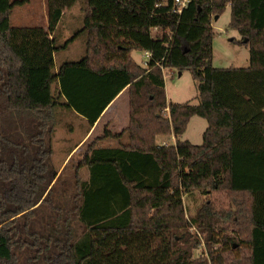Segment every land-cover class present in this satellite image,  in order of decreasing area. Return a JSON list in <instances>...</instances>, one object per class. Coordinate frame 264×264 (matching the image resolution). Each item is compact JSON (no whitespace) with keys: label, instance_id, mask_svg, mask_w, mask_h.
<instances>
[{"label":"trees","instance_id":"1","mask_svg":"<svg viewBox=\"0 0 264 264\" xmlns=\"http://www.w3.org/2000/svg\"><path fill=\"white\" fill-rule=\"evenodd\" d=\"M27 1L0 0V264H264V0H190L181 13L174 0H81L83 26L62 43L53 33L79 0H48L47 29L11 23ZM228 4L248 66L212 63ZM82 33L85 54L56 70ZM135 50L152 52L147 66ZM163 68L189 69L199 102H168ZM126 87L128 125L87 146L68 206L46 212L57 108L93 125ZM194 115L208 121L202 144L182 138ZM123 134L126 144L97 145ZM195 190L223 191L229 206L207 197L189 217L183 196Z\"/></svg>","mask_w":264,"mask_h":264},{"label":"rangeland","instance_id":"2","mask_svg":"<svg viewBox=\"0 0 264 264\" xmlns=\"http://www.w3.org/2000/svg\"><path fill=\"white\" fill-rule=\"evenodd\" d=\"M78 12L77 14V25L75 27H70L69 19L73 16V13ZM42 14L41 4L27 6H16L13 9L12 17L13 24H16V15L20 17L21 25H33L34 23H39L40 16ZM84 12L82 10V1L79 0L75 5L70 7L64 16L63 26L60 28L59 33L65 34L67 31H70L68 35H71V31H75L79 27L83 26ZM231 20V6L228 4L225 10L220 14V16L214 18L213 27L215 31L213 39V58L212 63L217 67H230V66H248L250 64V48L244 43L239 42L241 40L240 33L230 27ZM79 23V26H78ZM85 48V47H84ZM66 55L68 59H79L82 57L85 52L79 53L78 50H70L62 52ZM135 60L142 64V51L135 50L132 52ZM57 62L56 67L57 69ZM165 77V86L164 92L168 102H191L198 103V81L194 78L192 72L189 69H184L180 71L177 68H165L164 71ZM124 106L127 110H130V92L129 87L124 91ZM123 106V108H124ZM66 108L58 107L56 110V119H55V130L57 131V139L67 136L68 130L70 128V121L78 123L73 115L69 113ZM72 121V123H73ZM208 126V121L206 118L194 115L192 116L185 133L182 135L183 139H188L194 144H202L203 142V133ZM84 131V124L81 125V132ZM76 134V133H75ZM55 135V133H54ZM53 135V137H54ZM73 135V134H72ZM79 131L76 135H73V141L76 140L79 136ZM70 136V135H69ZM164 136V135H163ZM54 141V140H53ZM58 141V140H57ZM55 142V146H62L63 142ZM55 158L53 159V164L60 169V165L56 164L62 152L61 148L54 149ZM76 169V164H68L63 171L61 176H57L55 179L54 189L50 196L51 203L47 206L46 212L50 211L55 205H62L67 207L69 204V198L71 194L75 191V176H73ZM81 178L86 179L88 176H81ZM53 182V183H54ZM51 187V185H50ZM49 187V188H50ZM211 197L215 200L217 206H229V200L227 199L223 191L216 192L214 194L205 193L202 190H195L188 194H184L183 199L186 207V211L189 217H192L196 214L203 201ZM201 246L198 250H195V257H199L202 252H204V247ZM217 249L223 250L226 247V244L221 241L215 246ZM210 264L212 263L209 258Z\"/></svg>","mask_w":264,"mask_h":264},{"label":"crops","instance_id":"3","mask_svg":"<svg viewBox=\"0 0 264 264\" xmlns=\"http://www.w3.org/2000/svg\"><path fill=\"white\" fill-rule=\"evenodd\" d=\"M41 4V11L42 14L40 16V20L38 21L39 23H34L33 25H21L20 23V17L16 15V24L17 26H42L44 28L49 27V16H48V0H28L25 4L23 5H18V6H23L24 8H27V6L31 5H37L39 6ZM15 8V7H14ZM13 8V9H14ZM69 8H67L63 16L60 20L59 25L57 26L55 34L57 36V42L62 43L65 40H67L70 36H72L77 30H79L81 27L76 29L75 31H71V35H68L70 31H67L65 34L59 33L60 28L63 26V19L64 16L66 15L67 11ZM13 12V10H12ZM77 14L78 12L76 11L73 13V16L69 19V22L71 24L70 27H75L77 25ZM11 23L13 24V17L11 13ZM14 25V24H13ZM16 26V25H14ZM79 26V23H78ZM85 47V48H84ZM78 50L79 53L85 52L86 51V40H85V34H80L76 39L71 41L69 45L65 48L62 49L55 54V62H57L58 66L65 61V60H76V59H68L66 58V55H64L62 52L70 51V50ZM56 69V70H57ZM126 88H124L111 102L110 104L104 109L100 117L98 118L97 121L93 125H90L88 123V120L80 115L79 113L70 110V114L73 115V118L76 119L78 123H75L73 120L70 121V128L68 130L67 136L61 137L57 139V131L55 130V135L53 137V150L61 148V156L57 159L56 164H59L61 167L58 171V176H61L63 171L65 170L66 166L68 164L75 163L76 165L81 162V160L84 157V153L86 151L87 146L92 143L97 137L101 136L104 132V129L107 127L109 130H111L114 133L122 132V130L128 125L129 123V110L124 106V91ZM124 106V108H123ZM84 124V131L81 132V125ZM79 131V137L76 138V140L73 141L72 137L73 135H76ZM76 133V134H75ZM73 134V135H72ZM70 135V136H69ZM63 142L64 144L62 146H55L56 141ZM157 142L160 144H171L175 143L176 137L172 135L168 136H163L159 135L156 138ZM57 141V142H58ZM128 142V135L123 134L119 138H112V137H104L99 140H97V145L102 146V147H116L119 146L120 144H126ZM55 152V150H54ZM55 158V153H53L52 156V161ZM78 175L79 176H90V170L87 166H82L78 170ZM75 176V174H73Z\"/></svg>","mask_w":264,"mask_h":264},{"label":"built area","instance_id":"4","mask_svg":"<svg viewBox=\"0 0 264 264\" xmlns=\"http://www.w3.org/2000/svg\"><path fill=\"white\" fill-rule=\"evenodd\" d=\"M190 0H174L172 5L173 12L181 13L189 4ZM152 57V52L150 50L142 51V64L147 66ZM165 71V68H163Z\"/></svg>","mask_w":264,"mask_h":264},{"label":"water","instance_id":"5","mask_svg":"<svg viewBox=\"0 0 264 264\" xmlns=\"http://www.w3.org/2000/svg\"><path fill=\"white\" fill-rule=\"evenodd\" d=\"M216 17H218V15ZM244 41L247 42V39H244Z\"/></svg>","mask_w":264,"mask_h":264}]
</instances>
